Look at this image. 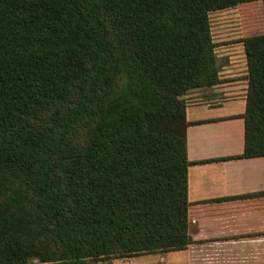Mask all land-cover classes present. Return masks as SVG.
Here are the masks:
<instances>
[{"label":"trees","instance_id":"obj_1","mask_svg":"<svg viewBox=\"0 0 264 264\" xmlns=\"http://www.w3.org/2000/svg\"><path fill=\"white\" fill-rule=\"evenodd\" d=\"M258 1L0 0V264L195 242L184 95L222 81L210 12ZM241 41L245 147L230 158L261 157L264 33Z\"/></svg>","mask_w":264,"mask_h":264},{"label":"crops","instance_id":"obj_2","mask_svg":"<svg viewBox=\"0 0 264 264\" xmlns=\"http://www.w3.org/2000/svg\"><path fill=\"white\" fill-rule=\"evenodd\" d=\"M211 29L222 81L184 95L191 122L184 131L191 162L186 194L189 233L195 242L180 250L87 264H264V195L233 198L264 192V156L230 158L245 147V46L229 30L215 34Z\"/></svg>","mask_w":264,"mask_h":264},{"label":"rangeland","instance_id":"obj_3","mask_svg":"<svg viewBox=\"0 0 264 264\" xmlns=\"http://www.w3.org/2000/svg\"><path fill=\"white\" fill-rule=\"evenodd\" d=\"M184 1L164 0V3L167 7H171L184 3ZM210 22L215 34L216 31L226 29L231 32L233 39L241 40L248 35L264 33V3L262 1L245 3L212 12ZM31 262L32 264L39 263L37 259Z\"/></svg>","mask_w":264,"mask_h":264}]
</instances>
